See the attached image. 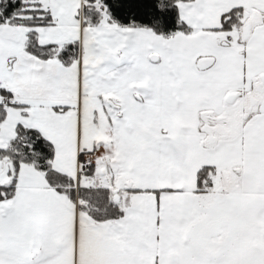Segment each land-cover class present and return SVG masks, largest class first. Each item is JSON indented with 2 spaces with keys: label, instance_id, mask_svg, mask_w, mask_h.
Listing matches in <instances>:
<instances>
[{
  "label": "snow or ice",
  "instance_id": "6c2138e0",
  "mask_svg": "<svg viewBox=\"0 0 264 264\" xmlns=\"http://www.w3.org/2000/svg\"><path fill=\"white\" fill-rule=\"evenodd\" d=\"M0 264H264V0H0Z\"/></svg>",
  "mask_w": 264,
  "mask_h": 264
}]
</instances>
